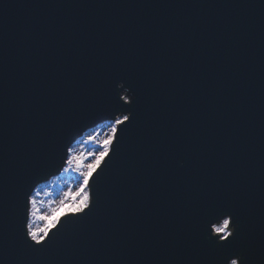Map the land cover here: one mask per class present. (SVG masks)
I'll return each instance as SVG.
<instances>
[{"label": "water", "instance_id": "95a60500", "mask_svg": "<svg viewBox=\"0 0 264 264\" xmlns=\"http://www.w3.org/2000/svg\"><path fill=\"white\" fill-rule=\"evenodd\" d=\"M109 68L136 74L138 103L89 189L98 207L76 226L81 238L20 257L18 206L9 208L0 264H180L190 242L178 214L218 187L241 199L259 260L264 0H0V184L10 203L28 170L38 165L24 186L32 194L61 173L65 145L130 115L99 110L118 101L100 91Z\"/></svg>", "mask_w": 264, "mask_h": 264}, {"label": "snow or ice", "instance_id": "6c2138e0", "mask_svg": "<svg viewBox=\"0 0 264 264\" xmlns=\"http://www.w3.org/2000/svg\"><path fill=\"white\" fill-rule=\"evenodd\" d=\"M99 79L102 95L118 97V101L113 99L101 104L99 110L111 111L113 116L117 112L130 115L115 117L103 140L98 141L97 136L88 137L85 143L98 144V148L91 152L89 163H84L83 153L65 145L67 155L64 163L69 166L74 164L75 170L82 177L75 195L66 193L55 207L50 208L48 214L38 217L43 221V227L34 229L30 220L39 212L37 200L24 190V186L38 165L28 170L13 186L11 203L8 190L0 184V217H3V223H6L9 208L15 212L18 206V216L14 219H18L19 226L12 247L20 257L42 256L53 249L61 237L70 239L72 243L78 242L81 232L76 226L82 225L98 207L97 199L95 203L91 201L89 189L104 175L118 146L124 143L122 132L126 133L127 126L133 123V108L138 103L134 86L137 78L134 72L109 68L101 73ZM126 89H131L134 93L132 100L127 95H121ZM119 100L129 106L125 108ZM59 140L60 138L52 145ZM61 212L63 215H60ZM243 216V204L239 196L220 187L211 191L203 189L195 201L188 205L187 211L178 214V221L183 228L182 235L190 242V246L185 248L189 259L180 264H264V241L259 245L260 259H254L252 252L256 250V244L253 230L244 223ZM6 243V240L0 238V245L6 246Z\"/></svg>", "mask_w": 264, "mask_h": 264}, {"label": "rangeland", "instance_id": "374dc122", "mask_svg": "<svg viewBox=\"0 0 264 264\" xmlns=\"http://www.w3.org/2000/svg\"><path fill=\"white\" fill-rule=\"evenodd\" d=\"M122 117V116H121ZM114 121L104 122L84 133L72 146L77 152L85 156L84 163L91 162V152L98 148L97 143H85L89 136H97V140H103ZM66 165V166H65ZM63 170L58 175L39 184L32 193L37 200L39 212L37 216L31 217L30 222L34 229L43 227V221L38 217L49 213L51 207H55L59 200L68 192L75 195L80 187L82 177L75 170V165L69 166L65 163ZM67 169V170H65ZM63 212L60 213L62 215Z\"/></svg>", "mask_w": 264, "mask_h": 264}, {"label": "bare ground", "instance_id": "6f19581e", "mask_svg": "<svg viewBox=\"0 0 264 264\" xmlns=\"http://www.w3.org/2000/svg\"><path fill=\"white\" fill-rule=\"evenodd\" d=\"M66 166V165H65ZM60 175V174H59Z\"/></svg>", "mask_w": 264, "mask_h": 264}]
</instances>
